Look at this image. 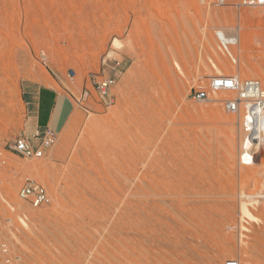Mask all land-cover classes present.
<instances>
[{
    "label": "rangeland",
    "instance_id": "1",
    "mask_svg": "<svg viewBox=\"0 0 264 264\" xmlns=\"http://www.w3.org/2000/svg\"><path fill=\"white\" fill-rule=\"evenodd\" d=\"M245 1L0 0V264H264V160H242L232 93L192 95L264 83V6ZM103 68L112 106L77 105L42 158L11 150L28 90L78 94Z\"/></svg>",
    "mask_w": 264,
    "mask_h": 264
},
{
    "label": "built area",
    "instance_id": "2",
    "mask_svg": "<svg viewBox=\"0 0 264 264\" xmlns=\"http://www.w3.org/2000/svg\"><path fill=\"white\" fill-rule=\"evenodd\" d=\"M246 5L264 6V0H246ZM76 72L71 70L68 77L74 79ZM117 82V74H107L105 68L88 76L87 84L80 93H71L76 105L86 106L90 100H96L104 107H110L115 99L112 87ZM227 91L234 96L223 99L228 111L235 113L238 126L244 132L245 151L249 161L264 160V83L259 78H241L239 75H220L212 77L208 88L200 87L192 91L194 99L209 100L210 91ZM58 139V133L47 127L32 135L17 136L11 150L24 158H42ZM19 197L34 207H43L50 203L49 193L42 184L26 179L18 192ZM223 264H241L240 259L228 258Z\"/></svg>",
    "mask_w": 264,
    "mask_h": 264
},
{
    "label": "crops",
    "instance_id": "3",
    "mask_svg": "<svg viewBox=\"0 0 264 264\" xmlns=\"http://www.w3.org/2000/svg\"><path fill=\"white\" fill-rule=\"evenodd\" d=\"M26 105L31 122L28 135L47 127L57 133L61 132L67 126L77 106L68 91L54 85L28 90Z\"/></svg>",
    "mask_w": 264,
    "mask_h": 264
},
{
    "label": "bare ground",
    "instance_id": "4",
    "mask_svg": "<svg viewBox=\"0 0 264 264\" xmlns=\"http://www.w3.org/2000/svg\"><path fill=\"white\" fill-rule=\"evenodd\" d=\"M235 38V37H234ZM234 38H230L229 39V37H228V39H227V41H231V40H235ZM226 39H224L225 41H226ZM246 149H245V147H244V150H243V152H244V154H242V160L245 162V163H250V161H249V157H248V155H247V153H246V151H245ZM253 164H255V161H253Z\"/></svg>",
    "mask_w": 264,
    "mask_h": 264
}]
</instances>
